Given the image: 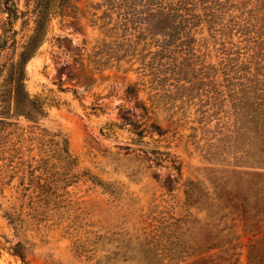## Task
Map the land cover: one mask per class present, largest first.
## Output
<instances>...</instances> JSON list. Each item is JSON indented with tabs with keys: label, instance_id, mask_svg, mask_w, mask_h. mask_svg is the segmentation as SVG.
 <instances>
[{
	"label": "rangeland",
	"instance_id": "374dc122",
	"mask_svg": "<svg viewBox=\"0 0 264 264\" xmlns=\"http://www.w3.org/2000/svg\"><path fill=\"white\" fill-rule=\"evenodd\" d=\"M15 1L20 8L16 32L0 49V264H146L148 259L190 264L204 238L243 242L234 250L239 264H264V167L242 166L244 157L235 162L230 141L223 152L225 139L220 132L213 137V124L196 130L181 119L175 125L160 111L162 135H153L178 155L180 173L144 154L127 127H110L123 107L141 112L133 98H124L125 74L105 67L100 53L124 48L129 58L135 53L131 24L123 25L110 0H65L52 13L42 44L27 62L26 84L58 104L49 105L41 121L12 109L3 76L32 31L34 3ZM4 19L0 0V31ZM42 122L60 126L77 156V169H87L108 188L79 179L54 203L30 204L26 195L36 189ZM213 151L211 162L207 157ZM170 172L178 177L171 189L163 185ZM236 178L251 184L247 219L221 208L223 185ZM190 180L199 194L192 203L186 199ZM17 241L24 260L14 253Z\"/></svg>",
	"mask_w": 264,
	"mask_h": 264
},
{
	"label": "trees",
	"instance_id": "16d2710c",
	"mask_svg": "<svg viewBox=\"0 0 264 264\" xmlns=\"http://www.w3.org/2000/svg\"><path fill=\"white\" fill-rule=\"evenodd\" d=\"M1 2L5 19L0 31V49L16 32L15 21L20 13L15 0ZM33 2L32 31L18 57L5 67L3 80L8 85L12 109L29 120L41 121L48 115L47 107L58 102L28 89L26 65L47 34L52 13L65 0ZM108 3L118 7L124 26L131 24L128 28L133 32L135 53L129 58L125 48L121 53L101 49L103 63L125 74L124 98H133V106L141 111L137 114L123 107L118 111L120 120H110V127H127L133 133L132 142L139 144L144 154L150 153L159 165L171 163L175 172L180 173L178 155L153 135V132L162 135L160 111L175 125L181 119L190 122L189 126L196 130L209 129L213 124V137L220 132L221 139H225L223 152L230 141L235 149V162L244 157L242 166L264 167V0H110ZM124 61L130 64L124 66ZM130 71L135 73L134 78L128 75ZM38 125L36 189L26 195L30 204L54 203L62 195H69L67 186L79 179L108 188L109 183L87 169H77V156L70 151L68 136L60 126L43 122ZM146 136L152 139V144ZM215 154L213 151L207 159L214 162ZM170 174L168 181H163L169 189L173 187L172 180L178 178ZM192 182L186 190V199L191 203L199 195L193 193ZM226 184L221 191V208L247 219L251 184L238 178L229 187ZM258 239L255 236L256 242ZM242 245L245 243L230 239L204 238L196 245L198 254L190 264H239V252L234 250ZM14 253L24 260L20 241L15 243ZM172 262L169 260V264ZM145 263L152 264L153 259Z\"/></svg>",
	"mask_w": 264,
	"mask_h": 264
}]
</instances>
